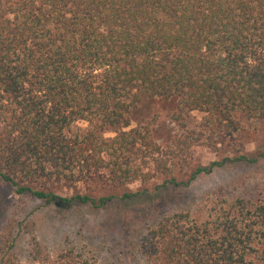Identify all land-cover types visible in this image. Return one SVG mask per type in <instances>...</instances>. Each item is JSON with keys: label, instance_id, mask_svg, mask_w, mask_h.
I'll return each instance as SVG.
<instances>
[{"label": "trees", "instance_id": "obj_1", "mask_svg": "<svg viewBox=\"0 0 264 264\" xmlns=\"http://www.w3.org/2000/svg\"><path fill=\"white\" fill-rule=\"evenodd\" d=\"M142 97L176 99L178 132L162 145L147 125L125 129ZM262 127L264 0H0V179L17 195L98 207L113 196L92 192L134 181L188 186L264 159L244 149ZM198 146L223 157L200 165ZM20 233L27 263L14 254ZM137 249L146 264H264V192L208 191L195 209L165 211ZM0 264L97 263L84 248L51 252L27 221L4 228Z\"/></svg>", "mask_w": 264, "mask_h": 264}, {"label": "rangeland", "instance_id": "obj_2", "mask_svg": "<svg viewBox=\"0 0 264 264\" xmlns=\"http://www.w3.org/2000/svg\"><path fill=\"white\" fill-rule=\"evenodd\" d=\"M175 109L174 98L142 97L132 110L130 125L125 129L147 125L152 138L162 145L178 132V127L170 119V113ZM192 116L200 119L201 114L193 113ZM87 126L86 122H76L71 133L83 131ZM113 135L111 130L105 132V136ZM244 149L250 155L264 149V127L247 133ZM193 153L200 165H208L223 157V153L216 154L204 146L196 147ZM162 182L163 177L156 176L147 183L134 181L116 190L94 191L91 196L95 199L113 196L96 207L78 203L70 206L45 204L30 195H17L10 184L0 179V235L10 222L31 221L36 236L51 252L74 246L90 250L97 264H146L138 252L137 243L147 227L165 211L197 208L203 195L217 188L245 198L264 192V159L258 163L225 164L210 174L198 176L188 186L159 189ZM77 189L87 192L80 183ZM128 191L146 192L139 198L118 199ZM61 194L69 196L72 191ZM14 254L19 261L28 262V242L22 233L17 236Z\"/></svg>", "mask_w": 264, "mask_h": 264}]
</instances>
